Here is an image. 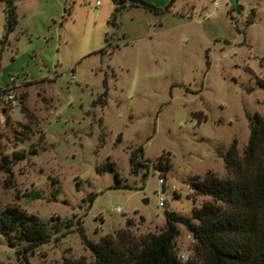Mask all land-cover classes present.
<instances>
[{"label": "rangeland", "instance_id": "rangeland-1", "mask_svg": "<svg viewBox=\"0 0 264 264\" xmlns=\"http://www.w3.org/2000/svg\"><path fill=\"white\" fill-rule=\"evenodd\" d=\"M95 1L13 0L7 30L0 0V211L15 205L50 234L30 264H91L80 228L140 244L165 210L190 216L210 200L191 179L225 176L221 154L234 141L242 155L248 115L264 114V0H145L169 5L157 12L126 0L115 23L113 0ZM176 225L174 252L200 263ZM10 237L0 233L1 264L21 261L24 241Z\"/></svg>", "mask_w": 264, "mask_h": 264}, {"label": "trees", "instance_id": "trees-1", "mask_svg": "<svg viewBox=\"0 0 264 264\" xmlns=\"http://www.w3.org/2000/svg\"><path fill=\"white\" fill-rule=\"evenodd\" d=\"M4 1L8 6L7 30H10L16 22L13 0ZM128 1L155 12L169 7L161 10L145 0ZM113 2L110 21L115 23L126 0ZM3 42L4 39H0V43ZM261 85L264 87V81ZM248 118L249 137L242 155H238L234 141L221 154L226 175L219 177L208 171L203 177L195 176L190 181L193 193L207 195L209 201L194 207L190 216L165 210V227L140 244L111 235H104L95 242L80 228V237L94 257L91 264H264V114L255 112ZM129 160L133 171L141 165L133 154ZM104 167L114 169V163L107 161ZM154 168L162 173L170 168L169 152L159 155ZM114 176L118 179L115 171ZM177 222L185 226L195 238L196 248L203 252L200 263L192 258L182 261L174 252V241L179 234ZM0 233L11 247L16 245L10 237L14 233L24 241L19 264H30L27 253L50 238L35 215L15 205H7L0 211ZM62 264L90 263L79 257Z\"/></svg>", "mask_w": 264, "mask_h": 264}, {"label": "built area", "instance_id": "built-area-1", "mask_svg": "<svg viewBox=\"0 0 264 264\" xmlns=\"http://www.w3.org/2000/svg\"><path fill=\"white\" fill-rule=\"evenodd\" d=\"M99 3V1L98 0H96L95 1V4H98ZM7 99H8V101H10V102H14V100H15V98H14V96H13V94H11V93H8L7 94ZM159 182L161 183V182H163V180L160 178L159 179ZM160 205H163V199L162 198H160ZM182 258H183V256H181Z\"/></svg>", "mask_w": 264, "mask_h": 264}, {"label": "water", "instance_id": "water-1", "mask_svg": "<svg viewBox=\"0 0 264 264\" xmlns=\"http://www.w3.org/2000/svg\"><path fill=\"white\" fill-rule=\"evenodd\" d=\"M146 201H147V199H146V198H144V199H143V202H146Z\"/></svg>", "mask_w": 264, "mask_h": 264}]
</instances>
